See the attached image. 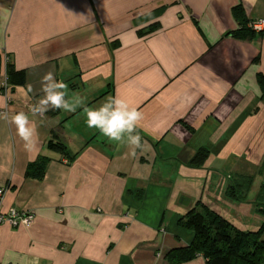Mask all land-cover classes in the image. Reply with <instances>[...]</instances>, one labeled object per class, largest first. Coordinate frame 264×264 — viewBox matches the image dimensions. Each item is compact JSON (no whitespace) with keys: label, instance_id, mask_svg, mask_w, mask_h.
<instances>
[{"label":"crops","instance_id":"crops-1","mask_svg":"<svg viewBox=\"0 0 264 264\" xmlns=\"http://www.w3.org/2000/svg\"><path fill=\"white\" fill-rule=\"evenodd\" d=\"M256 20L264 0H0V83L8 63L25 74L0 107V212L34 213L29 228L0 225V264H172L194 239L185 214L202 205L227 220L218 206L241 202L226 196L239 177L251 179L244 201L260 180L255 203L264 40L230 34ZM49 72L81 100L75 111L31 114ZM113 96L143 114L135 155L87 126L86 110ZM19 111L36 125L34 147L16 134ZM52 136L64 153L47 149ZM38 157L49 160L41 181L25 177Z\"/></svg>","mask_w":264,"mask_h":264},{"label":"trees","instance_id":"trees-1","mask_svg":"<svg viewBox=\"0 0 264 264\" xmlns=\"http://www.w3.org/2000/svg\"><path fill=\"white\" fill-rule=\"evenodd\" d=\"M240 12L239 7L234 9L238 18L241 17ZM249 23L242 21L240 29L230 35L236 39L246 40L259 36L249 27ZM152 30L153 28L139 34L143 36L151 33ZM5 75L8 89L25 84L24 72L16 71L10 63L7 64ZM259 82L264 89V77H260ZM56 140V137L52 136V140L46 145L47 149L64 153L65 147ZM206 157V151H199L191 161V165L201 167ZM48 162V159L38 157L34 163L27 167L25 177L41 181L44 178ZM250 185V178L239 177L228 187L226 196L231 200L240 201L249 191ZM254 206L258 212L264 215V187L261 188ZM179 225L191 231L194 239L190 246L168 254L167 259L172 264H185L200 255L207 259V264H264L262 229L257 231L240 230L216 212L202 205L181 217Z\"/></svg>","mask_w":264,"mask_h":264},{"label":"clouds","instance_id":"clouds-1","mask_svg":"<svg viewBox=\"0 0 264 264\" xmlns=\"http://www.w3.org/2000/svg\"><path fill=\"white\" fill-rule=\"evenodd\" d=\"M0 86L5 85L0 83ZM67 88V84L58 81L51 72L46 74L41 81L43 97L31 105V114L43 116L50 107L75 111L81 104V100L77 98L70 103L66 99ZM28 92H31V86H29ZM256 94H262L258 87ZM0 107H7V100L4 97H0ZM86 118L87 126L96 129L109 141L118 144L126 143L130 148L129 155H135L136 150L142 147V137L137 128L143 119V114L124 98L119 96L107 98L98 107L87 109ZM12 123L15 125L16 134L24 142L25 148L34 147L38 132L29 113L15 112L12 116ZM197 261L199 264H207V259L203 255L198 256Z\"/></svg>","mask_w":264,"mask_h":264},{"label":"rangeland","instance_id":"rangeland-1","mask_svg":"<svg viewBox=\"0 0 264 264\" xmlns=\"http://www.w3.org/2000/svg\"><path fill=\"white\" fill-rule=\"evenodd\" d=\"M258 181H259L258 183L253 185L245 201L241 199L240 200L241 202L239 203L232 202L233 204H235L233 207L231 205H227L224 203L221 204L222 206H218V207L221 209L223 208L224 214H226V218H227L226 221L232 224L234 227L238 229H243L245 231L246 230L257 231L262 229L261 240L264 241V215L256 210L254 203L253 204L249 203L250 201H253L256 196V193L254 192L258 191L259 185L261 183L260 180ZM215 196L216 198L219 196L218 188ZM221 200H223L222 196H221Z\"/></svg>","mask_w":264,"mask_h":264},{"label":"built area","instance_id":"built-area-1","mask_svg":"<svg viewBox=\"0 0 264 264\" xmlns=\"http://www.w3.org/2000/svg\"><path fill=\"white\" fill-rule=\"evenodd\" d=\"M249 27L258 34L261 39L264 40V20H256L249 23ZM8 62V58L5 57V63ZM5 86H0V89L2 93L7 98V103L10 102V99L7 97V91L8 86L6 83V77L5 81L3 83ZM5 113V111L3 112ZM5 194V189L3 187H0V205L3 200ZM34 221V213L31 211H17L15 209L9 210L7 213H1L0 212V225L7 224L10 227L16 228L19 226H22L24 228H29Z\"/></svg>","mask_w":264,"mask_h":264}]
</instances>
